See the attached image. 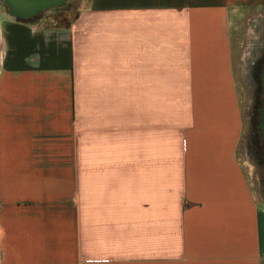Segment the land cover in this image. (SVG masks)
Returning <instances> with one entry per match:
<instances>
[{"label": "crops", "instance_id": "1", "mask_svg": "<svg viewBox=\"0 0 264 264\" xmlns=\"http://www.w3.org/2000/svg\"><path fill=\"white\" fill-rule=\"evenodd\" d=\"M82 1L0 8V264H264L237 72L264 0Z\"/></svg>", "mask_w": 264, "mask_h": 264}, {"label": "rangeland", "instance_id": "2", "mask_svg": "<svg viewBox=\"0 0 264 264\" xmlns=\"http://www.w3.org/2000/svg\"><path fill=\"white\" fill-rule=\"evenodd\" d=\"M83 4L82 0H69L64 7L50 10L32 22L35 23L43 18L52 17L51 20L55 19L59 25H67L73 14H61V12L76 10ZM0 8H4L1 1ZM233 27L237 30L234 22ZM243 28L245 46L237 71L241 90L246 99V130L241 145L245 160L253 167L256 187L264 199V175L256 153L260 143L256 125L262 99L260 75L264 62V9L249 14Z\"/></svg>", "mask_w": 264, "mask_h": 264}, {"label": "water", "instance_id": "3", "mask_svg": "<svg viewBox=\"0 0 264 264\" xmlns=\"http://www.w3.org/2000/svg\"><path fill=\"white\" fill-rule=\"evenodd\" d=\"M10 18L32 22L46 12L64 7L69 0H0Z\"/></svg>", "mask_w": 264, "mask_h": 264}, {"label": "flooded vegetation", "instance_id": "4", "mask_svg": "<svg viewBox=\"0 0 264 264\" xmlns=\"http://www.w3.org/2000/svg\"><path fill=\"white\" fill-rule=\"evenodd\" d=\"M260 76H261V84H262V95H261L262 99L259 108L260 115L258 117L257 120L258 123L256 125L260 143L258 146V151H256V153L258 154L257 160L259 166L262 167V174L264 175V62L262 65V72Z\"/></svg>", "mask_w": 264, "mask_h": 264}]
</instances>
